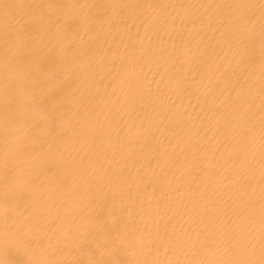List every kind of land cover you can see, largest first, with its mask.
I'll return each mask as SVG.
<instances>
[{
	"label": "bare ground",
	"instance_id": "6f19581e",
	"mask_svg": "<svg viewBox=\"0 0 264 264\" xmlns=\"http://www.w3.org/2000/svg\"><path fill=\"white\" fill-rule=\"evenodd\" d=\"M40 14L80 17L39 33L72 50L44 83L5 42ZM262 28L264 0H0V264H264Z\"/></svg>",
	"mask_w": 264,
	"mask_h": 264
},
{
	"label": "snow or ice",
	"instance_id": "6c2138e0",
	"mask_svg": "<svg viewBox=\"0 0 264 264\" xmlns=\"http://www.w3.org/2000/svg\"><path fill=\"white\" fill-rule=\"evenodd\" d=\"M46 6L51 7L53 5ZM4 7L7 8L10 7V5L6 4ZM56 7L63 10L65 8H70L71 5H56ZM29 22L34 26L36 33L35 36L28 31L15 33L6 32L5 42L11 49H14L11 56V62L16 66L27 67L29 69L27 74L29 81L44 83L53 77L59 76L61 71L64 69L66 61L68 60L72 50L63 43L52 47H40L39 33L47 25H56L67 39V37L71 35V29L74 27V24L80 23V17L65 14L62 19H53L52 17L40 14L31 16V20ZM262 33H264V28H262ZM262 55H264V42H262ZM60 83L62 85L63 80H61ZM41 96L46 99L48 108L55 111L57 104L55 94L49 90L47 92L42 91ZM15 99L16 98L14 96L10 95L7 99V103L9 105H13L15 103ZM35 107L38 111L41 110L39 105H36ZM39 126L40 122L36 121L34 123V127L39 128ZM106 254L109 257L112 256L110 251ZM84 264H120V262L115 258L104 259L102 255L99 259L89 257Z\"/></svg>",
	"mask_w": 264,
	"mask_h": 264
}]
</instances>
